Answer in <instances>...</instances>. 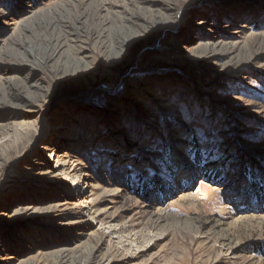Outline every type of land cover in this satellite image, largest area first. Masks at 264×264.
Instances as JSON below:
<instances>
[{
    "label": "rangeland",
    "instance_id": "374dc122",
    "mask_svg": "<svg viewBox=\"0 0 264 264\" xmlns=\"http://www.w3.org/2000/svg\"><path fill=\"white\" fill-rule=\"evenodd\" d=\"M259 183L264 0H0V264H264Z\"/></svg>",
    "mask_w": 264,
    "mask_h": 264
},
{
    "label": "trees",
    "instance_id": "16d2710c",
    "mask_svg": "<svg viewBox=\"0 0 264 264\" xmlns=\"http://www.w3.org/2000/svg\"><path fill=\"white\" fill-rule=\"evenodd\" d=\"M264 183H259L257 186L256 193H254V196L258 199V201H261L264 203ZM264 208V206L262 207Z\"/></svg>",
    "mask_w": 264,
    "mask_h": 264
},
{
    "label": "bare ground",
    "instance_id": "6f19581e",
    "mask_svg": "<svg viewBox=\"0 0 264 264\" xmlns=\"http://www.w3.org/2000/svg\"><path fill=\"white\" fill-rule=\"evenodd\" d=\"M42 149H43V150H48V146L43 145V146H42ZM48 157H50V156H48Z\"/></svg>",
    "mask_w": 264,
    "mask_h": 264
}]
</instances>
